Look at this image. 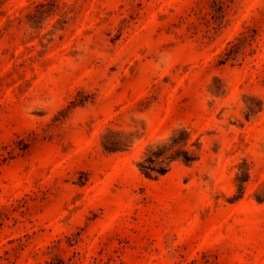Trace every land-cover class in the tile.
<instances>
[{
	"label": "rangeland",
	"instance_id": "374dc122",
	"mask_svg": "<svg viewBox=\"0 0 264 264\" xmlns=\"http://www.w3.org/2000/svg\"><path fill=\"white\" fill-rule=\"evenodd\" d=\"M0 264H264V0H0Z\"/></svg>",
	"mask_w": 264,
	"mask_h": 264
}]
</instances>
